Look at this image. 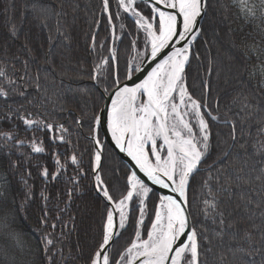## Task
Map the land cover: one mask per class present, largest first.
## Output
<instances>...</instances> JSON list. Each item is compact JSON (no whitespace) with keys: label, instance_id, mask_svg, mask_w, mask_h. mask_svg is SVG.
<instances>
[{"label":"trees","instance_id":"1","mask_svg":"<svg viewBox=\"0 0 264 264\" xmlns=\"http://www.w3.org/2000/svg\"><path fill=\"white\" fill-rule=\"evenodd\" d=\"M206 3L207 11L191 46L185 73L189 92L194 98L203 95L210 105L205 111L218 117L208 118L210 149L199 174L191 181L189 193L193 201L191 223L212 238L218 229L200 211L207 194V188L202 189L204 181L215 190L217 176L220 183L225 181V165L231 163L238 168L245 151L251 155L253 143L264 139L257 136L254 118L243 125L251 131L250 137L245 136L246 146L237 143L231 149L230 161L220 159L222 151L232 144L230 123L226 121H241L243 115L237 114L240 105L233 104V99L247 95L253 103L264 105V21L259 19L261 0H248L257 9V19L251 22L242 18L239 0ZM136 4L147 15L149 6L139 1ZM109 5V12H105L103 0H0V70L6 73L0 77V88L8 93L0 97V264H89L88 257L100 240L109 205L93 187V116L98 115L104 94L112 90L113 77L109 73L118 72L124 82L125 68L134 64L135 52L145 51L144 33L137 29L134 19L118 6V0H109ZM113 50L115 61H111ZM105 59L111 67L103 63ZM204 82L210 84V91L202 89ZM216 99L220 101L218 111ZM24 119L42 123L39 127L28 126ZM44 123L53 124V130L45 129ZM60 125L66 133L61 132ZM237 128L239 135V123ZM3 133L11 134L13 139H6ZM61 135L64 142L59 139ZM97 137L102 145L100 175L119 198L130 171L102 142L99 131ZM34 143L45 151L34 152ZM72 155L77 157L76 164L71 162ZM44 168L49 177L42 175ZM52 174L56 179H51ZM228 174L234 175L232 168ZM257 186L258 182L252 185ZM242 193H250L247 183L234 186L230 199L224 197L221 203L241 235L251 223L244 210L237 208ZM253 198L260 199L255 195ZM158 202L159 195L153 191L146 201L141 226L145 238ZM130 207L135 208L132 215L138 219V199L134 198ZM255 222L260 224L258 218ZM133 228L129 222L125 230L120 229L122 236L109 249L110 255L117 250L123 252L130 244L135 238ZM232 231L224 235L223 246L218 239H212L211 245L202 241L212 252L201 258L217 264L223 253L231 260L228 246L236 247ZM254 234L259 238L258 233ZM48 239L51 245H46Z\"/></svg>","mask_w":264,"mask_h":264},{"label":"snow or ice","instance_id":"2","mask_svg":"<svg viewBox=\"0 0 264 264\" xmlns=\"http://www.w3.org/2000/svg\"><path fill=\"white\" fill-rule=\"evenodd\" d=\"M144 3L149 6L147 15L136 4V0H118V6L135 18L134 24L137 29L143 30L145 51L138 54L139 59L134 64H129L125 68L124 77L131 86L129 83L121 82L118 72L109 73L113 79L112 92L109 94L111 105L106 109L107 129L116 147L121 152L127 153L151 184L168 189L175 195L159 197V203L154 207V219L150 221L151 227L146 232V238L142 236L141 226L146 216V201L153 188L132 171L127 175L124 192L119 198L115 197L110 186L100 175V171L103 170L101 141L94 135L96 150L93 171L96 173V186L111 208L107 209L106 206V221L101 237L96 249L89 255L88 262L89 264H137V262L139 264H208L206 258H201L202 254L212 252V248L207 245L212 244V239H218L223 246L224 235L229 229H233L232 240L236 243V247H232L231 244L228 246L232 259L229 260L221 253L217 264H264V139L253 143L251 155L245 151L238 168H233L231 163L225 165L222 169L225 181L220 183L217 176L215 190L208 181H204L202 189L207 188V194L201 201L203 208L200 211L206 218H211L213 225L218 229L214 237L209 238L190 221V217L193 216L191 211L193 201L189 199V193L192 192L191 181L199 174L201 164L210 149L211 131L208 118L218 119L211 111H205L210 108L208 100L203 95L194 98L186 83L185 68L190 60V46L200 32L197 26L198 18L207 11L206 0H144ZM239 7L242 18L246 21L257 19L256 6H250L248 0H239ZM109 8V0H103V10L109 12ZM108 19L111 24L113 19L111 14ZM259 19L264 21V0H261ZM12 31L14 34L15 28ZM93 40H95L94 36ZM132 43L135 44V40ZM178 44L182 46L176 47ZM252 51L259 50L252 49ZM145 57L155 62V66L151 67V70L147 71L143 79L137 83L136 73L145 72L142 68ZM116 59V52L113 50L111 61ZM103 63L111 67L108 59ZM5 75L6 73L0 70V77ZM261 75L264 76V68L261 69ZM261 83L264 84V79ZM202 89L210 91V84L202 83ZM107 91L108 89L105 88V92ZM23 94L21 92V95ZM7 95L8 93L0 88V97ZM215 103L218 111L219 99H216ZM233 104L240 105L237 114L243 115L241 121H226L230 123L229 135L232 144L222 151L220 157L222 161H230L233 156L231 149L237 143H240L242 148L246 146L245 136L250 137L251 131L250 127L246 131L243 125L248 121L256 118L257 136H264V115H261L264 113V105L259 102L253 103L247 95L234 98ZM193 119L196 121L195 125L192 123ZM93 121L95 134L98 128L103 127L104 120L102 115H94ZM40 123L42 122L24 119V124L28 126L35 124L39 127ZM43 126L48 131L54 128L50 123H44ZM59 127L62 133L67 132L63 125ZM2 135L6 139H13L9 133ZM59 139L64 142V135ZM32 150L36 153L45 151L35 143ZM55 162L60 164L59 159ZM71 162L77 163L76 155L71 156ZM257 164L260 165L259 168L256 167ZM229 168H232L234 175L228 174ZM245 169L248 171L246 172ZM42 175L49 177L47 168L43 169ZM51 179H56V174H52ZM242 182L250 186V193L240 195L241 202L237 208L244 210L251 223L241 235L228 219L231 213L226 214V210L221 208V203L224 197L230 199L233 187L241 186ZM257 182L258 186L252 187ZM253 195L259 196L260 199L255 200ZM134 198L139 201L138 219L133 218L135 208L130 207ZM117 213L118 222L115 218ZM256 218L259 219L260 224L255 222ZM129 222L134 225L135 238L123 252L117 250L114 255H110L109 249L115 247L122 236V232L117 229L125 230ZM254 233H258L259 238ZM202 241H207V245H203ZM52 243L50 239L46 241V245ZM44 251L47 255V246ZM116 256H119V259H116Z\"/></svg>","mask_w":264,"mask_h":264},{"label":"water","instance_id":"3","mask_svg":"<svg viewBox=\"0 0 264 264\" xmlns=\"http://www.w3.org/2000/svg\"><path fill=\"white\" fill-rule=\"evenodd\" d=\"M137 1L144 2V0H137ZM204 16H205V13L202 14V16L200 18H198L199 23H198L197 26L199 28H200L201 23H202V21L204 19ZM197 37H198V35H197ZM197 37H196V39H197ZM195 40L192 43H194ZM181 46H182V44L176 45V47H181ZM144 59H145V63L142 64V68L145 69V72L143 74L136 73V76L138 77V79H136L137 83H139L140 80L143 79V75H146L147 71L151 70V67L155 66V62L149 60L147 57H145ZM124 83H129V86H131V83L126 81V80L124 81ZM111 92H112V90L109 93L104 94V102H103V105H102V107H101V109H100V111L98 113V115H102L103 120H104V125H103V127L98 128V130H97V132L95 134L92 133V135H91V140H92V143H93V146H94V150H96V145L94 143L93 137H94V135L97 137V134H98V131H99L101 133V135H102V141L104 143H106L109 147H111V149L118 155L120 160L127 166V168L129 169L130 173L132 171H135L137 173V175L140 176L145 181V183H147L151 188H153V191L156 192L159 195V197L161 195H175L174 193L170 192V190H168V189H162V188H160L159 185L151 184V181H149L147 179V177H145L144 174L139 171V169L135 166V162L131 160V158L127 155V153L126 152H121L116 147L115 142L112 140L111 133L107 129V111H106V109L108 107H110V105H111V100L109 99V94ZM101 160H102V147H101ZM95 174L96 173L94 172L93 173V187L96 190V192L105 200V198L103 197L102 192H100L98 190L97 186H96ZM108 205H109V208H111V205L109 203H108ZM115 218H116V221L118 222L117 216ZM190 221H191V219H190ZM117 231H119V229H117Z\"/></svg>","mask_w":264,"mask_h":264},{"label":"rangeland","instance_id":"4","mask_svg":"<svg viewBox=\"0 0 264 264\" xmlns=\"http://www.w3.org/2000/svg\"><path fill=\"white\" fill-rule=\"evenodd\" d=\"M142 32H143V30H141ZM144 52V50L142 49V50H139V51H136L135 52V61H134V63L136 62V60H138L139 59V56H138V54L139 53H143ZM192 123L195 125V123H196V121L193 119V121H192ZM195 130H197L198 131V128H196ZM158 143H159V141H158ZM151 227V226H150Z\"/></svg>","mask_w":264,"mask_h":264},{"label":"bare ground","instance_id":"5","mask_svg":"<svg viewBox=\"0 0 264 264\" xmlns=\"http://www.w3.org/2000/svg\"><path fill=\"white\" fill-rule=\"evenodd\" d=\"M117 218L119 219L118 213L116 214ZM137 264H139V262H137Z\"/></svg>","mask_w":264,"mask_h":264}]
</instances>
